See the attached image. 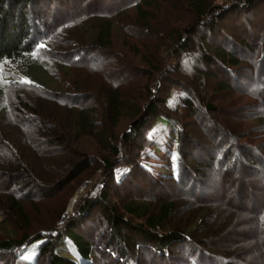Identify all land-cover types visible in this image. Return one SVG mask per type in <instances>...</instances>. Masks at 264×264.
I'll return each mask as SVG.
<instances>
[{
	"label": "trees",
	"instance_id": "16d2710c",
	"mask_svg": "<svg viewBox=\"0 0 264 264\" xmlns=\"http://www.w3.org/2000/svg\"><path fill=\"white\" fill-rule=\"evenodd\" d=\"M184 1L195 20L183 31L170 0H0V264H264V207L255 208L264 196V0L205 24L216 0ZM130 72L145 76L143 106L124 94ZM210 80L228 112L204 91ZM175 89L184 113L171 104ZM161 119L177 138L168 186L143 160ZM58 144L80 154L70 168L51 158ZM7 226L20 234L6 236ZM42 239L36 261L23 259ZM64 241L73 256L58 251Z\"/></svg>",
	"mask_w": 264,
	"mask_h": 264
},
{
	"label": "rangeland",
	"instance_id": "374dc122",
	"mask_svg": "<svg viewBox=\"0 0 264 264\" xmlns=\"http://www.w3.org/2000/svg\"><path fill=\"white\" fill-rule=\"evenodd\" d=\"M231 1L233 0H216V3L219 4V9H215L213 8L212 10H210L206 16L204 17V23H207L209 22L210 20H212L214 17L218 16V14H220V12L225 9L224 7L231 3ZM241 3H244L245 0H240ZM170 2L172 3V5L174 6V8L176 9L177 12H182V19L180 21H176V27L177 28H182L183 26V23L185 26H189L194 19L195 15L191 12V10H189V8L187 9V3L184 1V0H170ZM202 24V25H203ZM202 25H199V27H203ZM182 30L184 31L185 29L182 28ZM169 34V33H168ZM170 35V34H169ZM155 37V35H153ZM187 37V34L184 32V38ZM129 58H131L134 62H136L137 64L140 62L141 63V57H138L136 60L134 58H132V56L130 55H127ZM116 59H112V61H115ZM177 66V63L174 59V57H169V68L171 70H174ZM93 78H96L94 76H92ZM121 85L122 87H128L127 90L124 91V94L126 96H128V94H134L136 93V96L135 97H131V99H133L134 101V105L136 106H143L144 103H146V93H145V76L143 75H135V73H123L121 75ZM211 84H207L206 87H204V91L206 90L207 92V96L208 98L210 99L211 96L212 97V101L215 105L219 104L220 106H222L223 108V111L222 113H226L228 112V107L230 108V106H227V105H222L221 103L223 101L222 98H226L227 95L225 94H216L214 92L215 90V81L213 80H210ZM134 84V85H133ZM133 86H135L137 89H135ZM198 89V87H197ZM123 90V89H122ZM133 90V91H132ZM201 92V91H200ZM98 93L99 92H95L94 93V90H88L86 91V94H88L89 98H93L92 101H90L91 103H95V105L98 104L99 102V98H98ZM196 94L198 96H200L202 99H203V93L200 94L198 92V90L196 91ZM172 100H171V104L173 107H179L181 112L184 113L185 110H184V106L182 105V103L179 101L180 100V97L182 99L183 97V92L182 90L180 89H175L174 93L172 94ZM205 97V96H204ZM205 100V99H203ZM241 102L240 104L244 105L245 103L248 102L247 99H240ZM221 101V102H220ZM131 107L130 109L125 113V117L122 118L120 124H119V127L116 131L117 135H121V133L123 132V130L126 128V125L128 124V121L133 113V110L135 109V106L134 105H131L132 103H128ZM227 107V108H225ZM196 112V111H194ZM221 113V114H222ZM227 118H224V117H220V120L224 121L226 120V122L228 124H232L233 120L230 119L229 121V117L226 115ZM243 124V125H242ZM241 124V130L243 128H245L246 126H249V122L247 120H245L243 123ZM245 126V127H244ZM192 129H195V131L197 132V136L199 137L200 135H203L205 134V132L200 129L199 127H194ZM207 129V127H206ZM174 130H175V127L173 125H171V123H169V121L165 120V119H161L159 121V123L156 125L155 129H153L151 132H150V138L152 139V144L148 147V149L146 150V153H145V156L143 158V160L147 163H150L152 165L151 167V171L153 172L152 174L158 179V181H160L161 183H163L164 186H168L169 185V181L167 179V177L165 176H170L172 174V171L175 169V164L177 163V153H176V147H177V138L175 137V133H174ZM113 132V130H112ZM114 133V132H113ZM261 140H264V137H262ZM83 145H84V148H87L89 152H92V153H95L97 154L98 151H99V148H98V143L96 140H93V139H88V140H85L83 142ZM56 146H59V148L62 150H64V154L63 155H66L65 159L62 158L63 155L61 154H57V152L59 151ZM67 146V144H64V145H54L52 147H50L48 150L51 151V158L53 159H57V160H61L66 163L65 165V168H70L71 167V164L80 158V154L77 152V154H73V156L70 154V153H66L67 149L65 148ZM92 155V154H91ZM72 161V162H71ZM71 162V163H69ZM170 166L172 168V170H170ZM125 171H127L126 169H120L119 170V176L121 174H123ZM169 171V172H168ZM57 172H60L62 174H65L63 173V171H57ZM168 174L169 175H165V174ZM92 181V180H91ZM233 181V179H232ZM89 183L90 181H85L83 182V184L80 186V188H78V190L75 192V194L73 195L72 199L70 200L69 202V205L66 209V213H65V216H63V220L66 219L67 216H71L73 215V210H74V206L76 204V202H78L80 200V198L84 195L87 187L89 186ZM258 186H262V183H258L257 184ZM229 186V184H228ZM230 188H233V189H237L236 187V184L233 185V182H230ZM79 190H82V194L81 196L78 198L77 201H75V203H72L73 199L75 198L76 194L78 193ZM67 191L65 192V195H66ZM64 195V196H65ZM264 195V193H263ZM264 199V196L263 198L261 199V201ZM122 200H124V198L122 197ZM63 201V199H55L53 200L52 202L50 201V207L48 210L49 211V215L52 216L54 215V211H55V207H59L61 205V202ZM260 201V199L258 198V202L255 204V208L256 210L261 208L263 209L264 205H260L262 202ZM260 202V204H259ZM48 204V205H49ZM252 204V203H251ZM253 204V205H254ZM72 205V206H71ZM72 207V210L71 211H67L69 207ZM260 206V207H259ZM262 206V207H261ZM44 209V208H43ZM44 210H47L44 209ZM53 210V211H52ZM250 210H251V207H250ZM32 216H33V219H34V222H38L37 219H38V216L32 212L30 210L29 212ZM99 216L101 217V213H99ZM42 215H40V217L42 218ZM62 220V221H63ZM2 221V217L0 215V222ZM247 224V223H246ZM248 227L250 226V224L247 225ZM246 226V227H247ZM7 231H13L14 234H18L20 231L19 229H15L13 227H10V226H7V229L4 230V234H6V236H9ZM20 234V233H19ZM45 239H42V240H39L35 243H33L31 246L27 247L22 253H21V256L23 259L31 262V263H34L36 261V258H37V255H38V252H39V249L40 247L45 243ZM59 252L61 254H67L68 256H73L76 252L74 250V248L72 247L71 243L68 241H64L62 242V245L59 246ZM252 252V251H251ZM247 254H250L249 252H246ZM257 264H260L258 261H257Z\"/></svg>",
	"mask_w": 264,
	"mask_h": 264
},
{
	"label": "water",
	"instance_id": "95a60500",
	"mask_svg": "<svg viewBox=\"0 0 264 264\" xmlns=\"http://www.w3.org/2000/svg\"><path fill=\"white\" fill-rule=\"evenodd\" d=\"M81 194H82V190H79L78 193L76 194L75 198L73 199L72 203H75V201L78 200V198L81 196ZM71 206L68 208L67 211H71L72 210V207Z\"/></svg>",
	"mask_w": 264,
	"mask_h": 264
},
{
	"label": "built area",
	"instance_id": "2783aa9c",
	"mask_svg": "<svg viewBox=\"0 0 264 264\" xmlns=\"http://www.w3.org/2000/svg\"><path fill=\"white\" fill-rule=\"evenodd\" d=\"M239 2H240V0H233V1H231V3L227 4L224 8L227 9L230 5L237 4Z\"/></svg>",
	"mask_w": 264,
	"mask_h": 264
}]
</instances>
